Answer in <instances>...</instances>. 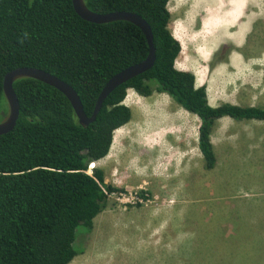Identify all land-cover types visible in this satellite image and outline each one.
<instances>
[{
    "label": "trees",
    "instance_id": "1",
    "mask_svg": "<svg viewBox=\"0 0 264 264\" xmlns=\"http://www.w3.org/2000/svg\"><path fill=\"white\" fill-rule=\"evenodd\" d=\"M82 1L95 13L125 11L143 19L154 60L111 90L85 127L58 90L33 78L13 81L18 115L13 128L0 134V264H68L77 254V229L89 230L106 206L101 187L115 190L100 169L86 171L129 121L122 103L127 89L143 97L164 93L198 118L197 149L206 169L216 161L210 134L219 118L264 121V108L208 105L204 86L195 87L191 72L174 67L180 45L167 28L168 0ZM147 50L132 23L84 21L71 0H0V121L7 114L2 78L14 68H37L65 82L89 117L106 81L141 62Z\"/></svg>",
    "mask_w": 264,
    "mask_h": 264
},
{
    "label": "rangeland",
    "instance_id": "2",
    "mask_svg": "<svg viewBox=\"0 0 264 264\" xmlns=\"http://www.w3.org/2000/svg\"><path fill=\"white\" fill-rule=\"evenodd\" d=\"M219 1L167 2L180 43L175 67L204 86L210 106L264 108V0H227L240 5L234 19L210 13ZM122 103L129 121L86 171L100 169L115 190L101 187L106 206L89 230L77 229L68 264H264V121L219 118L210 134L216 161L206 169L196 116L164 93L127 89Z\"/></svg>",
    "mask_w": 264,
    "mask_h": 264
},
{
    "label": "water",
    "instance_id": "3",
    "mask_svg": "<svg viewBox=\"0 0 264 264\" xmlns=\"http://www.w3.org/2000/svg\"><path fill=\"white\" fill-rule=\"evenodd\" d=\"M71 4L74 12L84 21L96 24L112 21H126L138 27L147 43L148 50L145 58L141 62L122 69L106 81L95 100L94 107L89 117L84 115L79 98L74 90L55 76L37 68L28 67H18L6 72L2 78V94L7 106V114L3 120L0 121V134L9 132L17 119L18 102L12 89V83L19 78H33L58 90L68 100L78 123L85 127L88 123L93 121L102 101L111 90L151 67L154 60L151 32L145 21L138 15L125 11L109 12L105 14L95 13L88 10L82 0H71Z\"/></svg>",
    "mask_w": 264,
    "mask_h": 264
},
{
    "label": "crops",
    "instance_id": "4",
    "mask_svg": "<svg viewBox=\"0 0 264 264\" xmlns=\"http://www.w3.org/2000/svg\"><path fill=\"white\" fill-rule=\"evenodd\" d=\"M169 1V0H168ZM222 0H220L219 2L217 3H213L212 4V7H211V10H210V13L212 14L213 13V16H214V13L216 14L217 12H220L222 15H224L226 18H230V19H234L236 15H238V13L241 11V8L239 3L238 4H234L233 2L228 3L227 0L226 1H223L221 2ZM221 2V3H220ZM167 5V4H166ZM231 5H234V8H229ZM167 8V7H166ZM168 10V9H167ZM169 12V11H168ZM170 16V14H169ZM248 22V21H247ZM247 22H245V24L243 26H246ZM209 25V26H208ZM207 26V29H206V33L211 37L212 35V31H213V24L210 23L209 20H207V23H205V27ZM224 26V25H222ZM241 27L239 28L238 30V33H242L244 31V27ZM167 28H168V25H167ZM225 29V27H224ZM169 30V28H168ZM169 32L171 33L172 37L175 38L178 43H179V39L176 37V32L173 30H169ZM214 32V31H213ZM239 35V34H238ZM232 39V42L236 45H239L238 43V38L237 37H233L231 38ZM216 41L212 40V41H206L204 44H203V50L201 52V56H202V59L203 61L206 60L207 56L209 55V53L213 50V47L216 45ZM180 45V43H179ZM175 62V61H174ZM174 67H175V64H174ZM176 68V67H175ZM177 70H183V69H178L176 68ZM184 71H187V70H184ZM113 135V134H112ZM149 146V144H148Z\"/></svg>",
    "mask_w": 264,
    "mask_h": 264
},
{
    "label": "bare ground",
    "instance_id": "5",
    "mask_svg": "<svg viewBox=\"0 0 264 264\" xmlns=\"http://www.w3.org/2000/svg\"><path fill=\"white\" fill-rule=\"evenodd\" d=\"M240 8V7H239ZM119 130H120V128L119 129H117L115 132H114V134L116 135V133H119ZM138 144H139V142H137ZM141 143V142H140ZM142 144V143H141ZM140 146V145H139ZM145 146V148H147L148 146L146 145V141H144L143 142V147ZM144 149V148H143ZM150 149V148H149Z\"/></svg>",
    "mask_w": 264,
    "mask_h": 264
},
{
    "label": "built area",
    "instance_id": "6",
    "mask_svg": "<svg viewBox=\"0 0 264 264\" xmlns=\"http://www.w3.org/2000/svg\"><path fill=\"white\" fill-rule=\"evenodd\" d=\"M102 189V188H101ZM102 191L105 193L106 197H107V192H105V190L102 189ZM130 199L133 200V199H136V201H139L137 199V197H134V196H130Z\"/></svg>",
    "mask_w": 264,
    "mask_h": 264
},
{
    "label": "clouds",
    "instance_id": "7",
    "mask_svg": "<svg viewBox=\"0 0 264 264\" xmlns=\"http://www.w3.org/2000/svg\"><path fill=\"white\" fill-rule=\"evenodd\" d=\"M90 165V164H89Z\"/></svg>",
    "mask_w": 264,
    "mask_h": 264
}]
</instances>
